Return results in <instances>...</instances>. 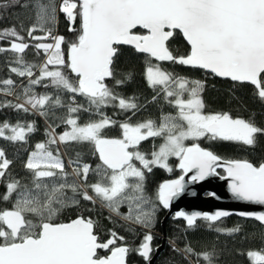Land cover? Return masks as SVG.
<instances>
[{
	"label": "snow or ice",
	"instance_id": "snow-or-ice-1",
	"mask_svg": "<svg viewBox=\"0 0 264 264\" xmlns=\"http://www.w3.org/2000/svg\"><path fill=\"white\" fill-rule=\"evenodd\" d=\"M17 2L5 0L0 8ZM56 11L54 5H49V10L41 11L38 25L26 29L21 25L20 31L15 26L0 31V40H8V46H0V52H11L15 57L9 71L27 79L21 95L17 96L23 102L6 101L0 103V109L7 107L48 116L49 112L63 108L66 115L60 122L70 126L56 133L59 124L49 125L46 141L37 143L30 152L25 167L33 174L32 188L22 186L19 180H8L2 198L7 201L13 193L16 198L11 209L0 210V264H127L133 249L127 244H117L118 240H124L123 236L113 231L109 238L102 239L98 222L91 216L80 214L68 222L58 218L64 209L79 207L81 200L95 204L99 199L118 216L122 215L120 206L128 203L129 212L122 218L150 228L155 207L150 211L144 208L150 203L144 194L145 171L150 173L154 166H159L171 172L167 161L173 156L179 158V167L185 174L195 169L192 181L204 180L217 174L216 167H225L226 178H231V191L237 199L264 205V163L257 166L248 160H227L221 165V157L212 150L199 143L185 144L187 140L206 137L254 146L258 135H264V127L251 119L234 118L226 112L205 113L203 81L174 75L159 64L150 63L146 79L153 89L160 86L167 102L177 109L175 116L163 115L159 124L151 119L132 123L129 118L119 124L121 135L109 138L102 134L103 130L117 122L100 111L112 105L134 115L141 107L135 97L120 96L106 82L115 79L114 62L120 45H130L156 61H169L234 82L250 83L257 97L264 101V0H62L59 11L70 24L68 30L78 33L75 40L54 33ZM78 17L80 24L76 28L72 25ZM49 23L52 26L45 27ZM176 30L190 45L186 54H174L170 48ZM37 31L43 35H36ZM30 47L36 55L42 50L45 56L42 63L25 60ZM130 78L129 74L115 83L121 85ZM0 84L5 86L0 92L12 95L16 81L8 78ZM41 84L45 88L51 85L56 94L37 95L34 86ZM61 92L71 94L67 101L62 99ZM78 95L87 99V108L77 103ZM93 109L101 118L79 123L78 113ZM6 129L10 135H5ZM35 130L34 122L11 125L5 121L0 124V137L27 143L29 134ZM156 137L164 139L158 150L154 147L150 154L139 150L143 141ZM73 142L91 143L101 163L95 168L81 164L77 154L76 159L67 161L71 173L66 171L59 145ZM133 161H139L141 167ZM11 164L0 148V179L5 178ZM90 171L100 178L97 182L88 183ZM185 190L184 176H180L162 183L157 199L164 208H169ZM229 214L179 211L176 216L193 227L197 219L215 222ZM239 215L264 223V212ZM152 240L153 236L146 234L135 251L150 259ZM174 250L185 259L196 257L197 264L201 258L206 264H213V252L197 253L191 245ZM102 252L105 254L101 255ZM248 256L255 264H264V252L250 251ZM188 264L193 261L188 259Z\"/></svg>",
	"mask_w": 264,
	"mask_h": 264
},
{
	"label": "trees",
	"instance_id": "trees-1",
	"mask_svg": "<svg viewBox=\"0 0 264 264\" xmlns=\"http://www.w3.org/2000/svg\"><path fill=\"white\" fill-rule=\"evenodd\" d=\"M5 0H0V4ZM62 0H18L17 3L12 4L7 8H0V31L15 26L20 31V26L29 28L32 25L39 24V15L42 10H49V5L56 7V24L54 33L65 36L66 40H75L78 33L70 32L69 22L66 20L65 14L59 11ZM79 17L73 27L79 28ZM49 23L45 27H51ZM142 31V30H141ZM21 34L26 36L25 32ZM36 35H43L42 32L37 31ZM27 38V37H26ZM35 43V42H31ZM0 46L7 47L8 40H0ZM170 48L175 53L180 55L189 52V47L184 42L179 32H175L174 37L170 41ZM66 51V46H65ZM14 54L11 52H0V60L2 66L0 67V81L11 78L16 81L15 87L12 89V95H7L0 92V103L12 101L14 103L23 102L17 100V96L22 93L23 85L27 84L26 78L17 77L9 71L10 64L14 62ZM67 58V55H66ZM45 59L44 54H35L34 48H29L25 53V60L30 63L40 64ZM159 64V66L170 73L177 76L186 77L191 80H201L204 82L203 98L205 101V113H222L231 114L234 118H243L246 120H253L258 126L264 127V101H261L254 90V87L245 84L231 82L227 79H220L198 68L175 64L169 61H155L148 55L138 53L131 47H119L117 58L114 62L115 79H109L106 82L109 87H112L116 93L124 98L135 97L136 103L141 107L135 111H122L118 107L108 105L103 107L100 111L117 123L103 130L105 137H119L121 135L120 123L128 121L137 123L146 120H154L157 124L160 123L163 115L177 114V109L169 104L165 99L164 93L160 91V86L153 89L146 79V68L149 64ZM14 66V64H13ZM130 74L131 78L127 79L124 84L116 85L115 80L124 79ZM74 78V74L72 75ZM44 83H47L45 81ZM5 87L0 84V88ZM34 91L37 95L50 93L55 95L56 89L51 85L45 88L43 84L34 86ZM62 99L67 101L71 94L66 92L60 93ZM156 97L153 100V97ZM76 101L79 104L88 107L87 99L83 96H77ZM66 115V109H55L49 112L48 116H42L38 113L16 111L13 108L0 109V124L7 121L11 125L20 123L35 124V131L30 133L27 143L11 142L5 138L0 137V148H2L8 159L12 161L4 179H0V210L11 209L16 193L5 201L3 195L7 192V182L9 179H16L20 184L27 185L32 188L33 174L26 169L25 163L30 152L35 150V145L44 142L47 139L46 129L49 125L59 124L55 128L56 133H62L70 128L60 122V118ZM79 123L84 124L89 120H99L100 114L92 111H81L78 113ZM10 130H5V135H10ZM163 142L162 137L149 138L143 141L139 146V150L146 154H150L155 147L158 149ZM193 143H199L201 147L212 150L222 159L233 160L241 159L248 160L255 165L264 163V135H258L257 142L254 146H247L238 142H227L219 140H209L208 138H201L198 141H189L187 146ZM60 152L65 159V170L71 173V167L68 166L69 158L76 159L79 154L81 164H90L93 168L100 164L98 153H96L94 146L91 143H69L60 144ZM150 158V155H149ZM138 165L137 161H133ZM172 171L169 172L166 168L154 166L149 173L145 171L144 194L149 198L150 203L144 205L145 210H151L155 207V219L150 228H144L142 225L133 223L132 221L124 220L123 215L129 212L128 203L120 206L119 212L121 216L111 212L107 207L97 199L95 204L81 200L79 207H69L64 209L63 213L58 218L62 222H68L70 219L83 214L91 216L98 222V231L102 239H107L111 232H116L119 236H123V241H117V244H127L133 251H130L127 257V264H147L144 257L140 256L135 249H138L143 242L146 234H151L153 240L151 247L153 254L156 247L160 246L162 242L163 226L166 232L167 242L163 250L160 252L155 260V264H188V259L197 264L196 257H185L174 250V248L183 249L186 245L191 247L197 253L209 251L214 253L213 264H255V262L248 256L250 251L264 252V226L252 219H243L237 216H229L221 218L215 222L197 219L193 227H189L183 220L178 219L175 215L170 216L164 221L167 208H164L157 199L159 185L168 180L178 177L182 173L179 167V158L170 157L167 161ZM219 173H223L222 170ZM69 182L72 177L69 176ZM100 178L90 171L88 176V183H95ZM131 179V178H130ZM89 194L92 192L89 190ZM68 195L72 193L68 190ZM239 228V231L230 232L229 230ZM105 253H101L103 255ZM199 264H206L201 258Z\"/></svg>",
	"mask_w": 264,
	"mask_h": 264
},
{
	"label": "water",
	"instance_id": "water-1",
	"mask_svg": "<svg viewBox=\"0 0 264 264\" xmlns=\"http://www.w3.org/2000/svg\"><path fill=\"white\" fill-rule=\"evenodd\" d=\"M176 31L179 32V30H176ZM180 35L182 36L186 45L189 47V51H190V45L187 43L182 33H180ZM124 46L134 48L130 45H120L119 47H124ZM141 54H144V53H141ZM203 71L207 72L206 70H203ZM207 73H210V72H207ZM215 77L220 78V79H227L231 82H234L229 78H222L218 76H215ZM237 83H240V82H237ZM246 84L251 85L250 83H246ZM233 160H241V159H233ZM224 161H227V160L221 158V161L219 163L223 165ZM220 170H222L223 173H219ZM215 171L217 174L209 175L204 180L192 181L191 179L192 176L196 174L195 169H193L191 172H188L187 174H185L184 171L182 170V173L178 177L172 179V180H175V179H178L180 176H184L186 190L178 198H175L171 206L167 208L166 215L164 216V219H163V224H164V221L172 215H175L176 218L183 220L187 224V221L184 218L176 216V213L179 211H184L189 214L193 212L214 214L217 211H226L230 214L225 217L234 215V216H237L243 219H252L258 222L259 224H261L262 226H264V223H261L260 221L254 218L239 215V213L264 212V205H258V204H254L248 201L237 199L232 194V191H231L232 180L231 178H226L227 173L225 171V167L223 166L216 167ZM225 217H222V218H225ZM161 237H162V242L160 246L155 248L153 254H150V259H145L147 261V264H155L156 258L158 257L160 252L163 250L165 243L167 242L164 226H163Z\"/></svg>",
	"mask_w": 264,
	"mask_h": 264
},
{
	"label": "rangeland",
	"instance_id": "rangeland-1",
	"mask_svg": "<svg viewBox=\"0 0 264 264\" xmlns=\"http://www.w3.org/2000/svg\"><path fill=\"white\" fill-rule=\"evenodd\" d=\"M49 42H51L50 40H49ZM2 66V63H1V60H0V67ZM176 114H173V116H175ZM162 139H163V137H162ZM189 141H193V140H187V141H185V144L187 145V143L189 142ZM164 143V139H163V142H162V144ZM158 150V149H157ZM174 157V156H173ZM170 158V157H169ZM137 163L138 164H140L139 163V161H137ZM136 164V163H135ZM141 166V165H140ZM252 259V258H251ZM253 260V259H252ZM254 261V260H253Z\"/></svg>",
	"mask_w": 264,
	"mask_h": 264
},
{
	"label": "flooded vegetation",
	"instance_id": "flooded-vegetation-1",
	"mask_svg": "<svg viewBox=\"0 0 264 264\" xmlns=\"http://www.w3.org/2000/svg\"><path fill=\"white\" fill-rule=\"evenodd\" d=\"M246 84V83H245ZM138 165H140V164H138ZM152 254V253H151Z\"/></svg>",
	"mask_w": 264,
	"mask_h": 264
}]
</instances>
